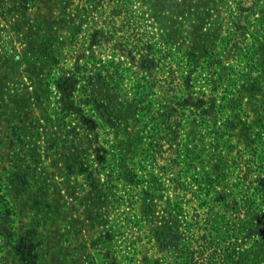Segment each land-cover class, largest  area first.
<instances>
[{
	"label": "rangeland",
	"instance_id": "374dc122",
	"mask_svg": "<svg viewBox=\"0 0 264 264\" xmlns=\"http://www.w3.org/2000/svg\"><path fill=\"white\" fill-rule=\"evenodd\" d=\"M233 1L0 0V264H153L199 175L258 194L264 264V24L227 56ZM215 83L217 118L169 120Z\"/></svg>",
	"mask_w": 264,
	"mask_h": 264
},
{
	"label": "trees",
	"instance_id": "16d2710c",
	"mask_svg": "<svg viewBox=\"0 0 264 264\" xmlns=\"http://www.w3.org/2000/svg\"><path fill=\"white\" fill-rule=\"evenodd\" d=\"M81 1L88 4L92 1L100 3V0ZM149 1L153 9V0ZM233 2L231 24L222 44L226 55L235 59L240 57L243 50L242 44L246 43L248 35L256 28L263 29L264 22L260 20L264 19V0H234ZM158 8L157 5L153 17L160 22L162 16ZM259 14L262 18L258 17ZM257 48L264 54L263 48L260 46ZM154 62L153 66L157 68L158 63ZM173 84L171 91L179 93V85L175 84V80ZM190 87H192L189 88L190 92L194 93L192 84ZM203 87H200L196 97L192 94L185 98H172L168 112L169 120L177 116L179 111L186 110V106L196 107L201 118L205 115L207 108L212 109L213 116L217 118V115L221 113L217 84L212 86L209 93L208 89ZM192 165L185 166L191 170ZM181 184H185V181L183 180ZM204 184L206 181L200 175L192 181L191 185L196 187L193 198L197 202V207L190 221H185V226L167 219L166 224L155 232L153 238L160 256L154 260L153 264H256L259 257L258 247L261 243L258 238L263 230L258 224V194L244 193L237 187L228 196L232 197L230 205L220 206L222 210L221 208L217 210L219 203L225 202L227 197L219 198L218 205H215L213 201L207 200L209 194H203ZM249 241H251L250 248L245 250ZM105 243H108V239ZM121 264H124V261H121Z\"/></svg>",
	"mask_w": 264,
	"mask_h": 264
}]
</instances>
